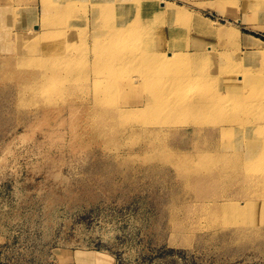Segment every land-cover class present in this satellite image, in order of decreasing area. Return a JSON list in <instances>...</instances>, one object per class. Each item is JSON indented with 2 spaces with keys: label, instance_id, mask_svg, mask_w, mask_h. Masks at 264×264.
Segmentation results:
<instances>
[{
  "label": "rangeland",
  "instance_id": "rangeland-1",
  "mask_svg": "<svg viewBox=\"0 0 264 264\" xmlns=\"http://www.w3.org/2000/svg\"><path fill=\"white\" fill-rule=\"evenodd\" d=\"M51 1L0 0V264H97L98 260L103 264H264V207L210 220L196 206L231 195L246 199L236 194V181L223 179L209 188L191 181L194 168L202 162L196 154L208 148L219 154L223 137L216 130L200 131L194 122L202 120L205 130L227 127L230 124L220 117L225 113L215 116L161 106L153 112L134 106L155 94L154 88L164 85L163 78L145 92L144 84L130 88L121 71L137 64L140 70L150 68L142 58L157 40L142 44L134 39L114 50L97 38V50L104 49L110 62L98 65L93 60V32L109 35L113 30L109 26L120 23L115 19L138 15L141 18L134 16L131 21L157 27L164 34L161 42L188 45L208 67L219 68L221 83L231 72L234 82L246 86L251 76L245 68L256 69L254 73L264 78V42L253 45L246 37L264 41V0H163L174 3L177 10L161 8L158 14L142 9L149 0L136 5L134 0H98L96 13L93 0H74L75 11L68 12L69 21L63 19V25L74 27L67 40L73 42L75 57L58 63L75 67L73 93L54 92L60 88L56 80L49 83L46 94L32 85L46 61H35L29 68L14 63L29 56V45L56 42L54 28L63 32V25L44 24L43 8L51 7ZM94 13L98 23L92 26ZM162 15L166 18L158 19ZM173 15L176 21L169 20ZM199 17L206 22L199 23ZM135 46L142 47L135 56L115 59L114 52L125 54V49ZM157 65L163 77L192 67L189 61H173L171 56ZM86 70L91 72L88 76ZM119 79L128 89L115 95L110 89ZM261 84L264 92V79ZM94 94L110 99L99 107H116L121 115L112 120L107 109L96 115L88 111L86 105L92 104ZM183 94L189 97L194 92L188 88ZM229 137L236 144L237 132ZM255 188L251 183L246 190L252 194L249 199L264 202V194Z\"/></svg>",
  "mask_w": 264,
  "mask_h": 264
},
{
  "label": "bare ground",
  "instance_id": "bare-ground-1",
  "mask_svg": "<svg viewBox=\"0 0 264 264\" xmlns=\"http://www.w3.org/2000/svg\"><path fill=\"white\" fill-rule=\"evenodd\" d=\"M134 1L135 2H133V4L136 5L147 0ZM149 1L150 5L148 7H142L144 11L148 9L152 11V13L158 14V11H160L161 8L163 11L166 10L172 13H175L177 10V6L171 2H166L163 0ZM97 2L98 0H93L95 13L98 11L99 6L97 5ZM49 6L51 7L43 8L44 24H47V26L52 25L55 27L63 25V19H65V22H67V20L69 21L68 17H70V14L75 11L72 10V7H74V0H53L51 3H49ZM47 11H49L50 16L47 15ZM68 12H70V14H68ZM95 13L92 17L93 19L91 20L92 26L98 23ZM154 15L157 16L156 14H153L152 16L154 17ZM134 16L127 15L123 19H115L116 23L118 21L120 23L118 22L119 25L115 24L109 26V29L110 27L113 29L112 33L109 35L106 33L103 34L101 32H96V30L93 32V36L96 38L95 41L93 40V60L96 61L98 65H102L104 62V65H106L110 62L107 61L110 57L107 55L108 53L104 49L97 50L100 43L97 38L104 39L107 44L113 46L114 50L118 46L121 48V43L126 44L127 42H130L134 39L141 40L142 44H146L149 40H157V42H152L153 45H149L147 51L145 52V58H142V64H146L147 66H150V68L146 67V69L140 70V64H137L136 67H133L132 69L121 71L122 76L126 77V82L130 88H133L138 84H144L146 86V89L143 88L145 89V92L149 91L150 88H154L155 80L158 78H163L162 82H164V85L159 87L157 90L154 88L155 94L152 95V93H148L149 95L146 100L137 99L138 101H135L134 106L145 108L146 110L153 112H155L159 106L164 109H171L172 111H175L174 108H177L178 111H183L185 108H190L196 113L203 112L207 115L210 113H216L215 116L223 112L225 113L224 115L219 114L221 119L230 124L227 127H225L223 124H220L221 126H214L211 128L212 130H205L202 126V120L194 122L193 126L197 125L200 131L204 130L211 133L216 130V134L222 135L223 137L221 151L218 152L219 154L213 153L211 151L212 149L209 148L196 154V157L198 156L202 162H199V164H197V166L194 168L191 181L194 183L198 182L201 184L199 187H202L203 185L205 188H209L212 185L211 183L223 181V179L226 183H233L236 181L238 183V185L236 184L238 186V192L236 194L244 195L246 199L239 201L236 199V197L231 195L225 197L222 200H203L197 203V209L207 219L211 220L214 217L220 216H222L220 218H228L232 215H242L241 213L244 210H249L251 212L256 208H263L264 202L249 199L252 194L250 195L246 190L252 183V188L256 187V192H259V195L264 194V179L260 178V176H264V172L262 170V168H264V136L263 138L261 136V132H264V92H261L263 84L259 85V83L264 78L261 77V75L259 76L258 74L256 75L254 73L256 72V69L254 70L252 68H245L244 72L251 76V82H249L246 86H240L238 83L234 82L233 78L235 75L231 72L228 73V76L226 75V83H221L220 80L222 78L218 73L219 68L208 67V65L204 62V59L198 57L200 55L198 51H191L188 48V45L185 44L176 45L172 40H168V42L163 40L161 42L160 35L162 37L164 34H161L157 27L153 29L149 28V25L146 27L144 24H134L131 21L132 17ZM135 17L137 19L141 18L138 15ZM160 18L164 19L166 17L162 15L161 17H158V19ZM84 19L85 17L83 16V20ZM169 20L176 21V16L173 15L169 18ZM198 22L205 23V17H199ZM67 24L65 27L63 25L64 29L61 28L63 32L59 30L61 33L59 31V33L55 31L56 28H54V31H51L52 35H57L53 36L56 39H53L56 41L54 42L57 44L56 48L51 47L52 41L51 44L50 41H48L46 43L47 45L42 43L43 46H39L38 44L32 46L31 44L29 47H27L29 56L26 58H21L19 61L14 63L19 67L27 68L26 66H28L29 68L35 61L43 59L47 62V64L43 66L44 72H41V77H39L40 79L36 78L37 80H32V85L40 86L41 89L39 88L40 91H38L40 93L44 92L49 94V92L46 91L48 90L47 87L51 81L55 82L56 80H58L57 85H59L60 88H55L53 90L54 92H70L69 94L73 93L71 90V85L72 78L76 75L74 72L76 70L75 67L72 65V63L58 64L62 60H67L66 58L73 59L75 57V49L72 47L73 42H68L67 40V37H70V33L74 30V27L73 25ZM169 29H171V27ZM221 33L224 32L222 31ZM36 34H39V32H36ZM39 37L40 36H38L36 40ZM246 37L251 38L255 42L250 43L253 45L260 44L259 42H264L252 35H246ZM62 40H65V43L67 44H71L70 48L62 46L64 42ZM84 50L87 51V45ZM125 50L127 51L125 54L124 52H121L120 54L114 52L115 59L120 61L124 60L127 54L135 56L140 50H142V47L135 46L130 48V50L129 48ZM187 50L191 52H188ZM23 56L27 55H22V57ZM164 56H171L173 61H178L181 59L187 60L192 64V67L188 65L183 69L174 71L168 77H163L160 67L157 64H160V60L163 59ZM85 59H87V56H85ZM124 63H126V61ZM39 66H35V68L40 72L42 67L40 68ZM122 68H124V66ZM117 69L118 67H116V70ZM90 73V70H86L84 72V76H88ZM32 76L33 78L35 77V75L30 74V77ZM122 81L123 79L115 80L114 84H112L113 88L111 87L110 90L113 94L117 95L119 91L123 90L124 87L128 89L127 85L125 84L126 82L124 83ZM43 87H46L45 91ZM188 88H192L194 92V94L189 97L183 94ZM243 90H246L244 94L242 93ZM53 91H50V93ZM37 96L39 95L37 94ZM114 98L113 101L115 102L117 99ZM105 100L110 101L108 98H103L98 94H94L91 98L92 104L86 105V108H88V111H90L92 114L94 112L95 115L101 111V108L107 109L109 112H111L110 118L115 120L121 115V113H118L116 107H111L109 105L99 107L101 102ZM129 113L130 112H127L125 115H128ZM255 122H257L258 129ZM234 125H239V127L237 126L238 130L234 128ZM100 129L103 131V134L106 133L104 126H101ZM235 132L238 134V143L236 142V144H234L232 139L229 137V133ZM259 138L262 141H260ZM245 145L247 146L245 147ZM234 155H236L237 158ZM209 163L213 164L211 165ZM239 174L244 175L242 177L243 179L240 181L234 180V178ZM256 176L260 179L254 180ZM188 238H184L183 241L188 242ZM97 264H103L102 260H98Z\"/></svg>",
  "mask_w": 264,
  "mask_h": 264
}]
</instances>
